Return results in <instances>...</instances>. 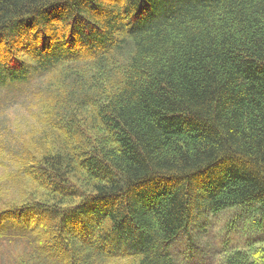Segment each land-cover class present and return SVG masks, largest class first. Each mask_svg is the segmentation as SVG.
Instances as JSON below:
<instances>
[{"label":"trees","instance_id":"trees-1","mask_svg":"<svg viewBox=\"0 0 264 264\" xmlns=\"http://www.w3.org/2000/svg\"><path fill=\"white\" fill-rule=\"evenodd\" d=\"M37 80L0 264H179L197 215L264 216V0H0V89Z\"/></svg>","mask_w":264,"mask_h":264},{"label":"rangeland","instance_id":"rangeland-1","mask_svg":"<svg viewBox=\"0 0 264 264\" xmlns=\"http://www.w3.org/2000/svg\"><path fill=\"white\" fill-rule=\"evenodd\" d=\"M40 88L37 80L0 89V178L11 173L7 156L19 141L43 130L38 118L42 106V100H38ZM260 241H264V216H248L238 207L217 215H197L190 230L173 245L172 252L179 264H221L225 250L258 245Z\"/></svg>","mask_w":264,"mask_h":264}]
</instances>
